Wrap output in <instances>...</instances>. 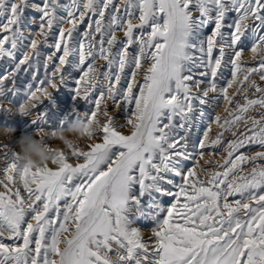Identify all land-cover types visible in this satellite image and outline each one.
Masks as SVG:
<instances>
[{"label":"snow or ice","instance_id":"6c2138e0","mask_svg":"<svg viewBox=\"0 0 264 264\" xmlns=\"http://www.w3.org/2000/svg\"><path fill=\"white\" fill-rule=\"evenodd\" d=\"M0 68L9 116L79 74L93 109L57 127L37 106L34 135L99 126L48 167L0 142V264H264V0H0ZM153 194L171 199L145 239L130 217Z\"/></svg>","mask_w":264,"mask_h":264},{"label":"rangeland","instance_id":"374dc122","mask_svg":"<svg viewBox=\"0 0 264 264\" xmlns=\"http://www.w3.org/2000/svg\"><path fill=\"white\" fill-rule=\"evenodd\" d=\"M33 2H39V0H33ZM29 14L30 15H38V14L32 13L31 10H30ZM29 27L33 31L38 30L36 25H30ZM118 36L122 37V34H119ZM247 43H249V41H247ZM249 50L250 49H248L247 51H249ZM41 51L45 54H50L53 51V49H50L44 45H41ZM19 58L20 57L18 55V59ZM41 59L43 60V56L41 57ZM104 63H105L104 61H99L100 65H103ZM49 70H51V68ZM103 70L104 69L102 68L101 71H103ZM6 71L7 70L0 68V78L3 77V75L5 74ZM42 74H43V68H41V73H40V76L38 77V79L42 77ZM78 76H79L78 73L73 72L72 73V79H69L67 84L62 85L59 89L54 91L53 98L51 101L46 100L43 105L38 106L36 111L49 113V125L50 126H57L58 127L59 122L62 121L65 117L71 116L72 118H75V116H74L75 112L83 113L85 111H90L93 109L94 106L92 105L91 102H87L84 100H77L75 97V92H74V89L76 87L75 79L78 78ZM224 77L226 79L231 78L230 70H226L224 72ZM140 78L142 79V77H140ZM28 79H29V77L26 76L23 73V71L20 74H18V76H17L18 81H20V80L27 81ZM26 99H27V97H23L21 99H17L16 97H9V100L12 103H14L16 107H19L24 102V100H26ZM10 105L11 104H9V103H5L4 107L7 108ZM108 110L113 115V117H115L119 122L121 121V123L122 122L124 123V120H125L124 113L120 112L119 110H116L117 111L116 112L115 109L113 108V105L111 102H109V104H108ZM112 112H114V113H112ZM33 118L34 117H32L31 115L28 117H21L19 115L9 116L7 113H0V125H2L4 127L15 128V130H16L14 137L4 141L3 143H10V146L12 148H17L16 142L20 139V137L23 134L27 133V134L34 135V133L37 131V128L32 123ZM199 126H200V124L197 125V127H199ZM196 128H194V129H196ZM229 139H231V138L229 137ZM51 143L53 144V146L59 145L58 141H53ZM59 146L63 148V145H59ZM252 150L258 151L260 149L258 146H252ZM189 165L191 166V164H189ZM153 196L155 197V200L159 203V210L146 208V211H145L146 217L144 216V218L141 220V223H140V225L145 224L144 226L147 229H151V230L157 227V224L159 221L163 220V218H164L163 209L169 206L168 201L171 199V198L161 199L160 197L158 199V197L155 194H153ZM150 199L151 198H148V197L145 198V204L146 205Z\"/></svg>","mask_w":264,"mask_h":264},{"label":"clouds","instance_id":"9594fccd","mask_svg":"<svg viewBox=\"0 0 264 264\" xmlns=\"http://www.w3.org/2000/svg\"><path fill=\"white\" fill-rule=\"evenodd\" d=\"M43 98L37 95L36 98H30L23 102L19 107L12 109V106L7 108L12 111V115L28 117L33 110L42 103ZM15 128L7 129L0 128V136L10 139L15 135ZM99 131V126L94 123L85 124L83 122L69 123L63 130H59L54 134L43 132L38 135L23 134L16 142V147L21 163L33 167L41 168L48 167L53 163H58L59 153L66 150L69 146L82 147L87 143V133ZM58 141L59 145L53 146L51 142Z\"/></svg>","mask_w":264,"mask_h":264},{"label":"bare ground","instance_id":"6f19581e","mask_svg":"<svg viewBox=\"0 0 264 264\" xmlns=\"http://www.w3.org/2000/svg\"><path fill=\"white\" fill-rule=\"evenodd\" d=\"M119 35V34H118ZM251 41H249V45H251ZM249 49H250V47H249ZM252 53H251V51L249 50V51H247L246 50V52H245V55L242 57V59L243 60H245V61H248L249 63H258V58H257V60L256 61H253L252 60ZM141 79V78H140ZM258 79V78H257ZM258 82H260L259 80H258ZM8 82L6 81V84H7ZM260 83H264V82H260ZM235 91V88H233V89H230L229 90V95H232V93ZM111 108V107H110ZM115 111H116V109H115ZM114 111V112H115ZM208 111L212 114V119L214 120L215 119V116H217V115H219L220 117H225L227 114H226V112L224 111V109H223V107H220V108H218V109H216L215 111L213 110V109H208ZM114 112H112V113H114ZM117 112V111H116ZM120 123H121V121H120ZM123 123V122H122ZM121 131L122 132H125V133H127V130L126 129H121ZM203 131H204V124L203 123H201L200 124V126L199 127H197L196 129H194L193 130V133H192V136H193V138H200V136L202 135V133H203ZM217 131H219V129L217 128V126L213 123L212 124V132L209 134L211 137H214L215 135H216V133H217ZM231 138V137H230ZM4 141H6L5 139H3V138H0V142H4ZM82 146H84V145H82ZM15 151H18V149L17 148H13ZM259 151V150H258ZM210 157H205V159H209ZM212 158H214V159H220L221 158V156H216V157H212ZM189 164H191V162H188V165ZM190 166V165H189ZM4 167V164H3V162L2 161H0V169H2ZM206 167H211V165H206ZM2 175V176H1ZM3 175H4V173H3V171H0V179H2L3 178ZM201 175H203V173L201 174ZM0 191H3V189L2 188H0ZM157 197H158V199H159V195L158 194H155ZM164 199V198H163ZM167 201V200H166ZM145 217H146V214L144 215ZM144 216H136L135 214H133L131 217H130V219H131V221H132V227H134V228H136V229H139V230H141L143 233H144V235H145V239H148L149 237H150V233H151V229H147L144 225H140V223H141V220L144 218ZM149 227V226H148Z\"/></svg>","mask_w":264,"mask_h":264}]
</instances>
